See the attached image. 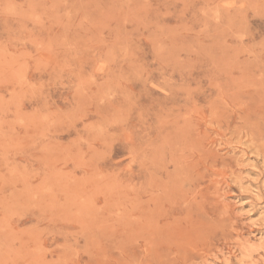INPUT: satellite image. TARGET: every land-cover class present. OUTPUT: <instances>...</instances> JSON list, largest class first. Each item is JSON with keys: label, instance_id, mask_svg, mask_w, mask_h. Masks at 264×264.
Wrapping results in <instances>:
<instances>
[{"label": "rangeland", "instance_id": "374dc122", "mask_svg": "<svg viewBox=\"0 0 264 264\" xmlns=\"http://www.w3.org/2000/svg\"><path fill=\"white\" fill-rule=\"evenodd\" d=\"M0 264H264V0H0Z\"/></svg>", "mask_w": 264, "mask_h": 264}]
</instances>
